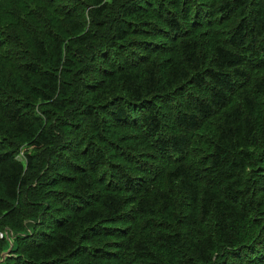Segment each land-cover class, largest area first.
Here are the masks:
<instances>
[{
  "label": "trees",
  "instance_id": "obj_1",
  "mask_svg": "<svg viewBox=\"0 0 264 264\" xmlns=\"http://www.w3.org/2000/svg\"><path fill=\"white\" fill-rule=\"evenodd\" d=\"M6 231L3 264H264V0H0Z\"/></svg>",
  "mask_w": 264,
  "mask_h": 264
},
{
  "label": "water",
  "instance_id": "obj_2",
  "mask_svg": "<svg viewBox=\"0 0 264 264\" xmlns=\"http://www.w3.org/2000/svg\"><path fill=\"white\" fill-rule=\"evenodd\" d=\"M12 235L13 234L10 231H6V233H5V237H6L7 241L10 243V247H9V250H7L6 252H3L1 254L0 264H3L5 262V260H6V258L8 256H10V252L12 251V248H13V245H14Z\"/></svg>",
  "mask_w": 264,
  "mask_h": 264
},
{
  "label": "rangeland",
  "instance_id": "obj_3",
  "mask_svg": "<svg viewBox=\"0 0 264 264\" xmlns=\"http://www.w3.org/2000/svg\"><path fill=\"white\" fill-rule=\"evenodd\" d=\"M4 234H2V237H3Z\"/></svg>",
  "mask_w": 264,
  "mask_h": 264
},
{
  "label": "bare ground",
  "instance_id": "obj_4",
  "mask_svg": "<svg viewBox=\"0 0 264 264\" xmlns=\"http://www.w3.org/2000/svg\"><path fill=\"white\" fill-rule=\"evenodd\" d=\"M9 250V249H8ZM11 253V252H10Z\"/></svg>",
  "mask_w": 264,
  "mask_h": 264
}]
</instances>
